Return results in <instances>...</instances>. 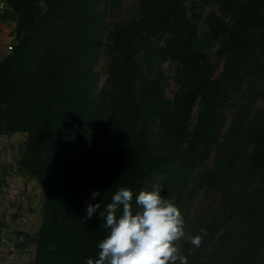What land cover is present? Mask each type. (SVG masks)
Masks as SVG:
<instances>
[{"label": "trees", "instance_id": "1", "mask_svg": "<svg viewBox=\"0 0 264 264\" xmlns=\"http://www.w3.org/2000/svg\"><path fill=\"white\" fill-rule=\"evenodd\" d=\"M0 1L16 25L0 136L26 135L17 172L46 191L28 264H94L110 229L87 205L127 187L136 210L153 184L181 212L188 264H264V0H136L111 23L122 0Z\"/></svg>", "mask_w": 264, "mask_h": 264}, {"label": "clouds", "instance_id": "2", "mask_svg": "<svg viewBox=\"0 0 264 264\" xmlns=\"http://www.w3.org/2000/svg\"><path fill=\"white\" fill-rule=\"evenodd\" d=\"M162 190L159 184H153L150 191L141 190L135 197L136 210L132 208L133 192L127 187L118 188L103 210L100 202L87 205V220L96 213L110 229L98 245L100 252L94 264H188L174 246L185 236L183 217L174 198H164ZM91 195L95 199L101 193L94 191ZM187 239L196 247L202 240L198 235Z\"/></svg>", "mask_w": 264, "mask_h": 264}, {"label": "crops", "instance_id": "3", "mask_svg": "<svg viewBox=\"0 0 264 264\" xmlns=\"http://www.w3.org/2000/svg\"><path fill=\"white\" fill-rule=\"evenodd\" d=\"M0 5L4 6L1 1ZM15 26L13 18H0V61L8 54L7 48L13 41ZM0 183V195L2 196L0 198V243L3 252L7 243L15 244L18 248V255L11 261L5 258L3 252L0 253V264H28L34 257V246L31 239L35 237L39 229L45 199V196L42 198L40 196L37 200L35 190L44 194L45 188L39 186L28 176L11 170L4 171V169L0 171ZM5 183L18 188L21 192L20 198L8 200L2 193V186Z\"/></svg>", "mask_w": 264, "mask_h": 264}, {"label": "rangeland", "instance_id": "4", "mask_svg": "<svg viewBox=\"0 0 264 264\" xmlns=\"http://www.w3.org/2000/svg\"><path fill=\"white\" fill-rule=\"evenodd\" d=\"M136 4V0H122L121 6L116 10V14H110V12H106L108 14L107 21L108 23H111L113 20L116 19H125L129 17L133 13V8ZM202 14L206 15L209 12H214L218 14L217 5L210 4L203 6L202 8ZM206 26L201 24L200 29L205 30ZM217 43H215L211 50L209 51V54H212V52L217 48ZM9 49L7 48V52L9 53ZM105 65L106 61L105 58L100 56L96 66L95 70L98 73L99 76V83L97 86V89L100 88V86L103 84L105 79ZM164 68V71L168 75H172L174 73L173 67H171L168 64H164L162 66ZM221 71V65L217 67L216 70V76L219 75ZM168 87L166 88L165 95L167 98H172L173 93L177 89V85H175L171 80H168ZM257 106H262L263 102L261 100H258L256 102ZM26 135L24 133H13V134H3L0 136V171L4 169V171L11 170L13 172L14 168H17L16 163L19 158V151L22 147L23 142L25 141ZM16 176V175H15ZM1 185V183H0ZM40 186V185H39ZM42 187V186H41ZM43 188V187H42ZM36 198L37 200L41 196H45V189L44 194L38 190V192L35 190ZM21 196V195H20ZM2 196L0 195V198ZM20 198V197H19ZM34 198V200L36 199ZM200 196H198L195 204L198 205ZM3 201V199H1ZM41 201V200H40ZM11 231V227H9ZM10 243L6 244V247L3 252V247L1 246L0 253H4L5 258L8 260L7 251ZM24 251V250H23ZM18 254H16L17 256ZM16 258V257H15Z\"/></svg>", "mask_w": 264, "mask_h": 264}, {"label": "built area", "instance_id": "5", "mask_svg": "<svg viewBox=\"0 0 264 264\" xmlns=\"http://www.w3.org/2000/svg\"><path fill=\"white\" fill-rule=\"evenodd\" d=\"M3 11H4V6L0 5V17L3 14ZM8 49L10 50L11 48L8 47ZM17 171H18L17 168H14L13 172H17ZM2 193L8 200H13L15 198L20 197L21 195V192L18 188L8 183L3 184ZM0 249H1V243H0ZM23 250L26 251V249H23ZM17 251H18V248L16 247V245L10 243L8 247V251H7V256H8L9 261L14 260V258L16 257Z\"/></svg>", "mask_w": 264, "mask_h": 264}]
</instances>
